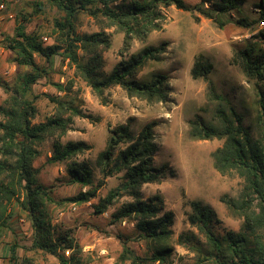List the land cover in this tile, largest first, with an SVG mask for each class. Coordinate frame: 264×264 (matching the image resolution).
<instances>
[{
  "label": "rangeland",
  "instance_id": "rangeland-1",
  "mask_svg": "<svg viewBox=\"0 0 264 264\" xmlns=\"http://www.w3.org/2000/svg\"><path fill=\"white\" fill-rule=\"evenodd\" d=\"M69 1L77 7V0ZM142 1L145 0H116L108 6L113 8L115 5L125 6ZM182 1L188 11L165 5L164 1L156 2L155 10L159 18L155 23L159 28L143 40L133 39L129 47L124 44V33L117 26H112L103 14L104 6L100 0L88 5L85 11L77 10L73 18L76 35L104 33L108 37V47L100 51L106 74L141 49L166 43L162 60L146 62L136 76L140 82H147L153 74L166 75L169 98L165 103H150L128 97L119 86L107 88L99 95L68 60L55 56L47 63L44 59L35 58V62L45 68L47 74L32 88L33 95L37 96L32 123H43L58 115L64 119L70 117V111L61 109L56 99L66 107L72 105L82 115L89 117L71 116L68 131L59 139L62 144L84 142L89 146L88 150L68 162L49 163L47 158L52 155L53 143L58 140L50 137L38 148L40 155L33 163L38 170L39 183L47 188L53 187L51 195L60 202V205L48 203L44 208L53 240L68 235L75 245L73 250L58 252L66 259L80 264H115L122 251V241L126 239L128 247L138 256L150 253L146 242L131 239L134 237L133 222L113 219V214L122 204L132 201L127 194L118 197L102 215L94 214V206L123 183L122 173L104 178L95 160L98 153L106 148L110 132L125 124H129L132 133L137 135L145 124L157 122L154 140L158 151L154 155V165L167 164L173 176L168 175L159 183L143 185L141 196L147 199L159 194L163 199L164 212L173 214V234L169 242L173 248L169 259L173 264H190L193 261L194 254L176 244L180 233L188 230L197 232L186 222L192 201L214 210L218 219L214 226L216 234L224 235L228 231L239 232L241 229L243 219L232 214L221 199H237L244 180L235 173L221 175L214 168L212 153L223 145L224 140L190 138L189 122L197 116L207 121L213 120L217 107L221 105L227 110L232 106L243 116V124L250 129L252 136H260L259 93L255 83L248 81L239 67L232 64L234 52L246 42L258 41L264 47V39L260 36L264 32V21L257 22L260 13L256 4L259 0H246L237 10L218 15L217 20L225 23L222 27L216 23L217 20L207 19L198 12L197 8L201 5L211 9L206 0ZM64 18L65 12L56 7L52 0H0V104L8 95L2 85L12 86L19 74L27 71V68L17 66L15 54L8 46L16 25L25 19L27 33L47 38L43 42L48 46L62 47L63 36L56 29L55 22ZM239 19H245L249 26L238 25L236 21ZM77 54L83 62L88 58L82 50H78ZM199 55L207 58L213 66L209 79L215 87L217 98L210 97L208 85L203 79L191 77V69ZM58 85L62 90L58 89ZM122 149L123 145L115 150L114 156ZM70 161H83L89 165L94 186L103 180L96 197L86 203L64 201L81 190H87L63 178ZM10 209L12 216L4 217L6 227L0 232V264L9 263L7 249L14 244L17 245L18 264H61L58 257L33 248L34 231L29 217L19 210L17 204L8 207L7 211Z\"/></svg>",
  "mask_w": 264,
  "mask_h": 264
},
{
  "label": "trees",
  "instance_id": "trees-1",
  "mask_svg": "<svg viewBox=\"0 0 264 264\" xmlns=\"http://www.w3.org/2000/svg\"><path fill=\"white\" fill-rule=\"evenodd\" d=\"M54 5L65 12L62 21L55 26L62 36L61 45L48 46L36 33H27L24 21L16 25L12 37L8 40L9 49L15 54L18 67L27 71L19 74L12 86L2 85L8 93L0 104V232L6 227L11 211L8 207L17 204L20 211L27 214L34 231L33 248L58 257L61 264H80L66 259L59 251L73 250L75 245L68 235L53 240L51 225L45 213V205H60L52 197L53 187L47 188L37 178L38 170L33 166L39 157L38 148L45 139L56 137L52 146L49 163L68 162L76 155L89 149L84 142L60 143L71 124V116H83L80 111L56 99L61 109L70 111L67 119L53 116L43 123H32L36 108L33 85L44 77L46 69L40 67L35 58L44 59L47 63L55 56L75 66L80 77L99 95L112 86L121 87L128 97L139 98L150 103H165L169 98L168 78L163 74H153L147 82H140L136 76L148 61L160 62L166 52V43L149 46L132 55L128 61L119 63L110 74L103 71L100 51L109 45L104 33L79 36L75 34L73 18L77 10L85 11L95 0H77V7L69 0H52ZM116 0H100L104 6L103 14L108 17L112 26L124 33V44L129 47L133 39L143 40L152 31L159 28L155 23L159 14L155 3L164 1L180 10L188 11L182 0H145L142 3L115 5ZM211 9L201 5L198 12L207 19L217 20L218 15H225L237 10L246 0H206ZM260 17L264 21V0L256 4ZM94 14V13H93ZM222 27L225 23L217 20ZM236 23L249 26L245 19ZM256 23V21L252 22ZM251 23V24H252ZM66 32V33H65ZM264 39V32L260 33ZM82 50L88 55L85 62L78 56ZM232 64L239 67L248 81H253L259 93L260 136L254 138L250 129L243 124V116L232 106L225 109L217 107L215 118L207 121L197 116L189 122V137L194 140H224L223 145L212 153L214 168L221 175L237 174L244 180L243 189L237 199L221 201L228 210L243 219L239 232L228 231L224 235L214 232L218 219L214 210L200 202L190 203V212L186 215L189 227L194 228L180 233L176 244L194 254L190 264H264V47L258 41L246 42L237 49L232 57ZM213 66L203 55L196 57L191 69L193 79H203L208 85V94L217 98L215 87L209 79ZM58 89L62 87L58 85ZM71 104V103H70ZM156 121L145 124L137 135H134L129 124L120 125L112 130L106 148L98 153L95 165L103 177H112L122 173L123 183L120 188L110 191L94 206V214L102 215L112 206L115 200L127 194L132 201L124 203L113 214L114 221L129 220L134 223L136 242L144 241L149 246L145 256H138L128 245V239L122 241V251L115 264H173L170 257L173 248L169 242L172 238L174 217L171 212H164L163 199L159 194L143 199L141 187L145 184L159 183L166 176H173L167 164L154 165V155L158 151L154 140ZM121 145L124 149L114 156ZM63 177L70 184H77L87 190L78 192L74 197L64 199L76 204L86 203L95 198L103 180L93 185V172L86 162L70 161L66 165ZM7 215V216H6ZM130 240V239H129ZM17 245L7 249L8 264H18Z\"/></svg>",
  "mask_w": 264,
  "mask_h": 264
},
{
  "label": "built area",
  "instance_id": "built-area-1",
  "mask_svg": "<svg viewBox=\"0 0 264 264\" xmlns=\"http://www.w3.org/2000/svg\"><path fill=\"white\" fill-rule=\"evenodd\" d=\"M261 24H262V23H261ZM43 41L46 42V41H47V38L44 37V38H43Z\"/></svg>",
  "mask_w": 264,
  "mask_h": 264
}]
</instances>
